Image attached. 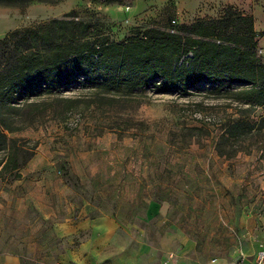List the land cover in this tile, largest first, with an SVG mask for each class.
Segmentation results:
<instances>
[{"label": "rangeland", "instance_id": "1", "mask_svg": "<svg viewBox=\"0 0 264 264\" xmlns=\"http://www.w3.org/2000/svg\"><path fill=\"white\" fill-rule=\"evenodd\" d=\"M227 7L253 17L264 61V0H28L0 5V38L74 15L120 42ZM243 87L73 85L44 97L26 111L33 121L4 131L24 163L18 177L0 176V264H232L264 251L262 111L243 105ZM239 117L256 126L220 156L218 139Z\"/></svg>", "mask_w": 264, "mask_h": 264}, {"label": "trees", "instance_id": "2", "mask_svg": "<svg viewBox=\"0 0 264 264\" xmlns=\"http://www.w3.org/2000/svg\"><path fill=\"white\" fill-rule=\"evenodd\" d=\"M27 3L0 0L3 6ZM231 11L227 7L218 19L197 20L172 32L148 29L120 42L92 35L90 24L74 15L0 38V152L6 160L0 176L15 171L18 177L24 163L4 131L22 130L33 121L26 111L73 85L102 93L149 87L188 93L199 84L216 92L239 84L243 105L262 111L256 131L264 130V61L256 56L254 19ZM255 126L242 117L228 122L217 153L225 155L223 147L242 141Z\"/></svg>", "mask_w": 264, "mask_h": 264}, {"label": "built area", "instance_id": "3", "mask_svg": "<svg viewBox=\"0 0 264 264\" xmlns=\"http://www.w3.org/2000/svg\"><path fill=\"white\" fill-rule=\"evenodd\" d=\"M233 264H264V251H258L252 259L242 257Z\"/></svg>", "mask_w": 264, "mask_h": 264}, {"label": "crops", "instance_id": "4", "mask_svg": "<svg viewBox=\"0 0 264 264\" xmlns=\"http://www.w3.org/2000/svg\"><path fill=\"white\" fill-rule=\"evenodd\" d=\"M5 264H14V262L13 261H11V262L9 261V262H5Z\"/></svg>", "mask_w": 264, "mask_h": 264}]
</instances>
